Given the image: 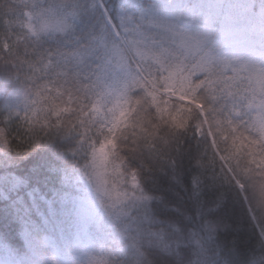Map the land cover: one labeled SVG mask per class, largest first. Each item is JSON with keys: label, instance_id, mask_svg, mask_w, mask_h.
Segmentation results:
<instances>
[{"label": "snow or ice", "instance_id": "snow-or-ice-1", "mask_svg": "<svg viewBox=\"0 0 264 264\" xmlns=\"http://www.w3.org/2000/svg\"><path fill=\"white\" fill-rule=\"evenodd\" d=\"M0 60V231L24 254L0 264L61 237L87 264H238L240 207L264 214V0H24Z\"/></svg>", "mask_w": 264, "mask_h": 264}, {"label": "trees", "instance_id": "trees-1", "mask_svg": "<svg viewBox=\"0 0 264 264\" xmlns=\"http://www.w3.org/2000/svg\"><path fill=\"white\" fill-rule=\"evenodd\" d=\"M24 0H0V15H3L10 7L18 9ZM15 14V13H14ZM2 63V60H0ZM239 219L244 226V236L246 239V250L236 257L238 264H245L246 261L251 260L252 264H262V256L260 251H252L248 247V242L253 244L259 249V242L257 232L260 230L255 225L259 223L260 228L264 229V214L257 211L256 220H249L248 216L244 213V209H239ZM77 240L72 237H61L55 241L52 248L47 250V256L44 258L49 261V264L57 263L58 258L61 260H69L75 250V244ZM22 240L20 236L14 231H0V253L7 256L9 259H20L23 258V252L21 251ZM193 253L199 251V248L193 243ZM217 259L219 264H226L230 258L227 253L224 257H212Z\"/></svg>", "mask_w": 264, "mask_h": 264}, {"label": "rangeland", "instance_id": "rangeland-1", "mask_svg": "<svg viewBox=\"0 0 264 264\" xmlns=\"http://www.w3.org/2000/svg\"><path fill=\"white\" fill-rule=\"evenodd\" d=\"M15 15V14H14ZM24 16L26 17L27 16V13H24ZM87 188L84 187L83 185H81V192L82 193H87ZM98 209L96 208V206L94 204H87L85 206V212L87 213H91V214H97L98 213ZM79 243L82 245V244H86L87 243V240L85 238H81ZM77 242L75 244V250H74V253L72 254V257L70 259V261L68 260H61L60 258H58L57 260V263L56 264H73V262L75 261V264H87V260L89 257H91L92 255H94V253H92L91 251L88 252V255L87 256H82L80 255L77 251H76V248H77ZM0 255H3L6 259H9L7 256H5L4 254L0 253Z\"/></svg>", "mask_w": 264, "mask_h": 264}]
</instances>
